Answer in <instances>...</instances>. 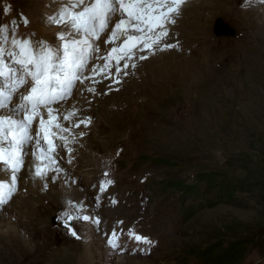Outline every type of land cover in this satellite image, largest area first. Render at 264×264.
I'll return each mask as SVG.
<instances>
[{"label": "rangeland", "instance_id": "374dc122", "mask_svg": "<svg viewBox=\"0 0 264 264\" xmlns=\"http://www.w3.org/2000/svg\"><path fill=\"white\" fill-rule=\"evenodd\" d=\"M4 4L29 20L13 28L18 38L53 39L45 18L56 0H0V25L11 19ZM218 18L235 36L216 34ZM167 28L159 47H177L135 50L121 68L135 67L117 72L113 61L108 76L93 75L105 63L93 59L92 78L53 105L60 117L75 113L59 121L70 131L55 137V168L37 163L48 166L42 179L26 146L17 190L0 206V264H219L216 253L235 240L245 245L240 264H264V4L193 0ZM82 120L90 123L73 126ZM182 180L185 190L174 186ZM66 214L90 217L68 222L79 239ZM130 230L151 249L133 250L143 243ZM113 232L121 251L108 244Z\"/></svg>", "mask_w": 264, "mask_h": 264}, {"label": "snow or ice", "instance_id": "6c2138e0", "mask_svg": "<svg viewBox=\"0 0 264 264\" xmlns=\"http://www.w3.org/2000/svg\"><path fill=\"white\" fill-rule=\"evenodd\" d=\"M58 7L55 15L45 18L47 26H56L52 40L18 38L15 29L8 24L0 25V175H9L10 182L0 180V206L8 203L17 190L18 174L24 167L26 146L34 145L32 155L39 161L56 163L52 153L56 150L54 138L66 141L63 133L70 129L59 121L70 120L75 115L69 112L59 116L60 105L72 97L78 85L91 79L85 76L90 61L102 59V66L91 67L93 75L103 73L109 75L111 63L114 61L116 71L130 66L121 61L132 60L135 50H152L156 47L166 51L177 47L160 42L168 36L167 25L175 23L186 0H56ZM257 0H248V6ZM264 4V0H258ZM11 11L4 8V13ZM16 24V21H10ZM24 25L29 23L23 20ZM115 45L109 48L103 57H94L99 52L100 44ZM139 59H147L141 55ZM119 83V80H116ZM94 92L95 89H87ZM88 121L74 124L87 126ZM41 142L47 150L40 147ZM47 165L35 166V175L41 179L47 174ZM59 169H57L58 171ZM105 181L101 186L104 191ZM88 221L89 216H71L66 214L64 227L73 237L79 239L77 231L68 222L71 220ZM93 223L99 224V220ZM129 237L143 244H151L147 237L129 231ZM115 232L108 244L116 248Z\"/></svg>", "mask_w": 264, "mask_h": 264}, {"label": "trees", "instance_id": "16d2710c", "mask_svg": "<svg viewBox=\"0 0 264 264\" xmlns=\"http://www.w3.org/2000/svg\"><path fill=\"white\" fill-rule=\"evenodd\" d=\"M147 157V156H146ZM213 173L206 175V173H203L202 175H200L201 177H204L203 179H207V178H212L213 177ZM208 176V177H206ZM262 178H264V173L261 175ZM263 187H264V179L262 181ZM175 187H178L180 189L185 190L186 189V185L184 184V181H181V184L177 185V183L174 184ZM263 201H264V192H263ZM260 244V252L261 254H263L262 252L264 251V240H261L259 242ZM215 251L217 250V248H213ZM215 251L214 253H210L207 255V257L211 258L213 255H215ZM245 245L243 244V242H240L239 240H235L232 242V244H230L227 248L223 249L222 251H218V253H216V260L219 264H223L225 262L231 261L233 263L231 264H240L241 263V259L243 260L245 257ZM236 259V260H235ZM235 260V261H234Z\"/></svg>", "mask_w": 264, "mask_h": 264}, {"label": "water", "instance_id": "95a60500", "mask_svg": "<svg viewBox=\"0 0 264 264\" xmlns=\"http://www.w3.org/2000/svg\"><path fill=\"white\" fill-rule=\"evenodd\" d=\"M215 32L218 36H233L236 31L235 28L230 26L228 23L224 22L222 18H218L215 25Z\"/></svg>", "mask_w": 264, "mask_h": 264}, {"label": "bare ground", "instance_id": "6f19581e", "mask_svg": "<svg viewBox=\"0 0 264 264\" xmlns=\"http://www.w3.org/2000/svg\"><path fill=\"white\" fill-rule=\"evenodd\" d=\"M191 1H193V0H191ZM191 1H188V0H186V2H191ZM183 18H186V17H183ZM56 138H54V140H55ZM56 141V140H55ZM43 147H44V145H43ZM45 148V147H44ZM35 150V149H34ZM45 151H46V149H45ZM33 153V152H32ZM31 161H32V163H31V165L30 166H32V167H35V165H37V163L38 162H40L39 160H37L36 159V156H34V155H32L31 154V159H30ZM46 162H47V164L51 167V168H55L57 165L55 164V166L54 165H50L49 163H48V161L46 160ZM44 164V162L42 163L41 162V165H43ZM69 168V170L71 169H73V167H67V169ZM33 170V169H32ZM70 176H72V173L71 172H69V173H64V174H62L60 177L62 178V179H64L65 178V180H67ZM59 177V176H58ZM56 178H57V176H56ZM53 183H54V185H55V182H52V186L54 187V185H53ZM68 184L67 183H64V184H62V186H60V188L61 189H63V190H68ZM40 188V187H39Z\"/></svg>", "mask_w": 264, "mask_h": 264}]
</instances>
